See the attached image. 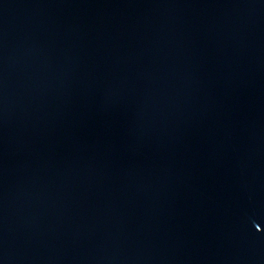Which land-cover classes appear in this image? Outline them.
<instances>
[{
	"label": "water",
	"instance_id": "95a60500",
	"mask_svg": "<svg viewBox=\"0 0 264 264\" xmlns=\"http://www.w3.org/2000/svg\"><path fill=\"white\" fill-rule=\"evenodd\" d=\"M0 264H264V0H0Z\"/></svg>",
	"mask_w": 264,
	"mask_h": 264
}]
</instances>
